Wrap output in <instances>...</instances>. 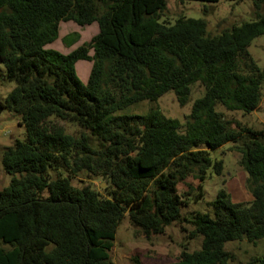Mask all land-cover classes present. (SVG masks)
Returning <instances> with one entry per match:
<instances>
[{
	"label": "trees",
	"instance_id": "16d2710c",
	"mask_svg": "<svg viewBox=\"0 0 264 264\" xmlns=\"http://www.w3.org/2000/svg\"><path fill=\"white\" fill-rule=\"evenodd\" d=\"M166 1L0 0V62L15 82L0 111L25 128L24 140L1 150L10 181L0 190V264H112L122 218L146 238L180 221L177 185L191 177L200 190L209 168L220 174L212 152L227 143L240 154L251 201L218 191L212 214L190 221L200 249L157 264H227L226 243L264 239V132L233 128L216 108L251 113L259 105L264 69L247 47L264 34V0H251L254 19L217 35L200 18L161 20ZM66 22L94 23L97 33L66 54L47 48ZM80 61L91 63L86 84L75 73ZM194 83L205 92L184 123L155 106L118 113L169 90L183 106ZM80 174L107 181L106 193L73 185ZM255 261L264 264V255Z\"/></svg>",
	"mask_w": 264,
	"mask_h": 264
},
{
	"label": "rangeland",
	"instance_id": "374dc122",
	"mask_svg": "<svg viewBox=\"0 0 264 264\" xmlns=\"http://www.w3.org/2000/svg\"><path fill=\"white\" fill-rule=\"evenodd\" d=\"M254 11L251 0H219L216 3L167 0L161 20L173 23L179 16L200 18L206 22L208 34L217 35L225 28L254 19ZM96 33L97 27L94 23L85 27H80L74 22L61 23L58 38L47 48L66 54L78 45L88 42ZM247 51L258 66L264 69V34L255 37L248 45ZM90 70L89 61H80L75 65L76 76L83 84L87 83ZM14 85L15 82L6 76L4 66L0 62V101H4ZM204 92L205 88L202 85L194 83L190 86L189 99L183 106L179 105L174 92L169 90L156 101H141L118 113L145 115L151 106H155L164 116L184 123L193 102L202 97ZM216 108L231 127L238 130L245 129L249 134L264 132V83L259 105L253 112L228 111L219 105ZM70 125L64 123L67 132L77 131L76 127ZM24 138V126L19 124L7 109L0 111V190L10 181V175L3 171L1 165V150L3 147L12 146L15 140H24ZM91 141L93 145L101 144L95 137H92ZM234 147V143H227L212 152L215 159L222 163L221 172L215 174L209 168L205 179L201 182L200 190L197 188L198 181L191 177L177 185V191L183 195L185 202L181 208L182 219L168 225L163 233L146 238L130 223L128 217L124 216L116 229L113 247L109 252L112 264H135V259L141 264L175 261L183 249L190 252L200 249L202 238L191 234L194 226L190 221L196 213L212 214L210 202L215 199L218 191H224L233 202L251 201L252 197L247 187L248 175L239 164L240 154ZM72 183L79 187L90 185L103 194L106 193L105 188L108 186L104 179L86 174H80ZM135 186V183L131 184L121 195L127 196ZM199 191L202 197L196 198ZM46 193L43 192L44 195ZM225 249L231 255L227 264H259L255 259L264 255V239L254 244L245 240L231 241L225 244Z\"/></svg>",
	"mask_w": 264,
	"mask_h": 264
}]
</instances>
